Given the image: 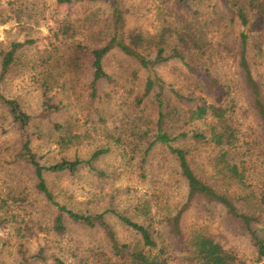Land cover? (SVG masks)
<instances>
[{
	"label": "rangeland",
	"instance_id": "374dc122",
	"mask_svg": "<svg viewBox=\"0 0 264 264\" xmlns=\"http://www.w3.org/2000/svg\"><path fill=\"white\" fill-rule=\"evenodd\" d=\"M233 1L247 10L249 26H243L233 18L225 0H187V6L183 8L176 7L172 1L165 3V0H126L127 26L132 31L156 35L163 29L170 32L193 25L192 29L205 37V68L215 71L229 90L225 108L245 133L260 134L261 119L252 106L238 62L230 52V47L237 44L239 33L256 34L259 28L255 9L257 2ZM91 7L97 10L99 5ZM102 10L107 17L108 7L102 6ZM85 12L86 9L80 5L62 7L57 0H0V52L10 50L13 44H23L13 72L0 86L1 93L19 100L23 109L32 116V147L43 165L50 166L64 158L88 160L94 152L109 149L95 162L94 169L85 165L73 175L46 174L50 189L61 203L84 214L113 210L137 221L136 207L140 200L155 197L159 201L155 208L157 216L172 217L183 208L188 196L187 183L176 171L173 160L158 151L146 165L143 178L138 171L141 158L131 162L122 148L106 138L127 108L119 92L121 67L125 64L131 65L129 68H137V65L119 52L108 57L106 70L118 78L119 83L118 87L111 83L102 85V93L110 97L101 113L97 114V105L96 108L90 105L82 86L75 85L74 90V84L68 80L72 47L87 42L90 33L77 22L76 34H66L64 26L66 21L71 23L84 17ZM252 68L264 96V52L252 62ZM156 71L170 91L187 94L195 90L190 72L179 61L158 66ZM146 77L143 72L141 85ZM48 79L53 87L49 97L62 105L61 112L52 115L43 112L44 84ZM65 79L68 82L66 88H57L53 84L54 80ZM200 96L204 95L197 96L199 102ZM211 123L212 118H208L196 122L187 131H203ZM56 125L62 126L64 131L56 129ZM68 130L80 135L81 139L69 149H64L59 145V139ZM18 141L10 116L0 105V197L9 202V207L0 212L9 219L0 227V264H101L103 257L100 254L107 251V247L98 230L69 224L68 231L58 235L50 229L54 211L48 210L36 192L33 171L23 163H15ZM203 159L199 156L194 162L201 176ZM20 192L24 193L20 196L23 201L14 202L13 197L19 196ZM107 219L121 241L130 237L129 231L113 214H108ZM182 224L189 234L200 233L214 238L226 250L237 255L242 264H257L258 255L245 228L221 205L196 200L184 211ZM255 228L264 238V224ZM40 253L45 259H33Z\"/></svg>",
	"mask_w": 264,
	"mask_h": 264
},
{
	"label": "trees",
	"instance_id": "16d2710c",
	"mask_svg": "<svg viewBox=\"0 0 264 264\" xmlns=\"http://www.w3.org/2000/svg\"><path fill=\"white\" fill-rule=\"evenodd\" d=\"M168 1L174 2L178 8L187 6V0H165V3ZM225 1L233 18L243 26H249L247 10L236 1ZM57 2L62 7L80 5L86 9L84 17L71 23L66 21L63 31L76 34L77 22L90 33L87 42L72 47L68 79L74 84L72 88L82 86L90 105H97L96 114L101 113L110 97L102 93V85L111 83L118 87L119 83V79L106 70L108 57L119 52L136 64L137 68H129V64L121 67L123 73L120 77L118 75L122 80L119 92L127 108L106 138L116 147L122 148L130 156L131 162L141 158L138 171L143 178L146 176V165L150 164L157 152L165 153L164 157L173 160L176 171L187 183L188 196L187 202L176 215L165 218L155 213V208L159 206L155 197L142 199L136 207L137 221L113 210L84 214L69 208L52 192L46 174L73 175L85 165L94 169L95 162L109 149L94 152L88 160L64 158L53 165H43L32 147V116L23 109L19 100L3 95L0 90V105L10 116L19 137L15 163H23L33 171L36 192L43 198L48 210L54 211L50 218V229L58 235H64L69 224L98 230L107 247V251L100 254L103 257L101 264H242L237 255L226 250L214 238L184 231V211L196 200L202 199L221 205L229 216L240 221L258 255L257 264L263 263L264 238L255 227L264 224V96L253 73L252 62L264 52V0L255 1L259 16L256 34L239 33L237 44L230 47L252 106L261 119L260 134L245 133L229 109L225 108L229 90L215 71L205 68V37L192 29L193 25H185L182 29L176 28L177 31L170 32L163 29L159 34L149 35L128 29L126 0ZM97 5L98 8L95 7ZM105 5L109 9L107 17L102 10ZM22 47L23 44L17 43L10 50L0 52V86L13 72ZM171 61H179L190 72L195 84V90L191 93L170 91L158 75L157 67ZM143 72L147 77L141 85ZM50 82V79L46 81L43 92V112L46 115L57 114L62 110V105L49 97L53 90ZM67 83L66 79L53 81L57 88H66ZM199 94L204 95L200 96V102L197 98ZM208 118H212V123L206 130L187 131L196 122ZM55 128L64 131L62 126L56 125ZM80 139V135L68 130L65 136L60 137L59 145L69 149ZM197 156L204 158L202 176L194 166ZM23 194L20 192L19 196L13 197V201L22 202L20 196ZM8 207L9 202L0 197V212ZM108 214H113L129 231L127 240L119 239L107 219ZM8 222L9 219L0 214V227ZM37 258L45 259L42 253L33 257Z\"/></svg>",
	"mask_w": 264,
	"mask_h": 264
}]
</instances>
